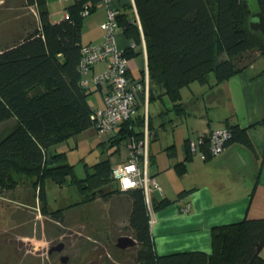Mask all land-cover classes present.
Returning <instances> with one entry per match:
<instances>
[{
    "label": "trees",
    "instance_id": "16d2710c",
    "mask_svg": "<svg viewBox=\"0 0 264 264\" xmlns=\"http://www.w3.org/2000/svg\"><path fill=\"white\" fill-rule=\"evenodd\" d=\"M100 1L70 0L63 16L54 21L49 17L47 0H26L36 7L37 23L22 37L0 47V122L11 117L16 121L0 136V185L12 187L15 174L26 175V181L37 188L43 212L47 206L43 180L48 176L60 185L76 186L81 198L73 204L93 199L95 192L105 199L127 192L132 201L127 223L139 246L134 255L137 264H264L260 254L264 248V217H243L212 226L208 251L158 254L153 246L142 189L125 191L116 186L105 191L113 182L109 156L120 143L142 133L145 116L137 111V105L134 115L119 122L114 127L116 131L108 135L112 149L107 156L89 164L91 170L86 169L84 176L75 174L65 151L52 149L57 142L95 128L90 116L93 106L87 99L90 87L81 84L78 63L83 19ZM133 2L136 16L119 10L116 15L118 27L130 42L122 48L123 54L128 58L133 46L144 42L148 87L153 88L155 96L166 92L170 108L175 112L186 110L179 100L181 87L194 80L207 83L210 75L215 83L223 81L264 57V34L249 27L251 11L244 0ZM257 3L264 17V0ZM260 74H264V66L257 73ZM143 75L144 70L141 78ZM146 117L148 127L156 129L149 113ZM225 120L230 134L224 144L250 145L245 128ZM208 133L199 134L205 158L212 155ZM187 141L186 159L192 155ZM175 165L182 174L184 162ZM187 192L181 190L177 198ZM167 201L166 197L152 199V205ZM51 213L60 216L62 209Z\"/></svg>",
    "mask_w": 264,
    "mask_h": 264
},
{
    "label": "crops",
    "instance_id": "0c3cea01",
    "mask_svg": "<svg viewBox=\"0 0 264 264\" xmlns=\"http://www.w3.org/2000/svg\"><path fill=\"white\" fill-rule=\"evenodd\" d=\"M107 6L136 16L133 0L100 1L95 10L83 19L80 34L82 45L101 41L103 30L100 23L105 17ZM50 15L49 12V17L53 20ZM35 16L34 18L38 20L37 15ZM26 22L28 24H22L21 34L9 38L2 46L22 37L35 25L33 21ZM115 36L120 48L130 44L120 27L117 28ZM145 66H147L146 51L142 42L133 46V52L128 57V73L132 78L137 79L141 76L142 70L145 74ZM263 66L264 61H260L259 57L255 62L223 81L215 83L213 75H210L212 78L209 77L207 83L191 81L188 84L190 99L182 101L186 106L185 112L184 110L175 112L169 108L174 116L183 117H180L177 126L167 125L162 128L167 133L166 137L162 136L164 139L161 137L162 141L171 146L167 151L169 156L165 157L164 164H161L156 153L152 154L151 162H154V166L148 169V174L159 185V189L154 188V190L158 189L160 195L154 194L153 201L163 197L168 199L152 210L153 221L150 223V230L156 253L195 249L208 251L211 248L212 226L243 217H264V74L257 75ZM105 68V61L95 62L89 74L96 75ZM94 84L96 83L90 85L88 95L97 90L102 99L104 84L97 86ZM88 102L93 107L103 105L102 100L100 103L90 97ZM173 115L165 120L169 119L173 122L178 119L176 116L173 118ZM225 119L228 123H237L239 127L245 128L250 145L231 142L226 144L222 151L208 158L192 154L186 159V140L197 137L203 132L225 127ZM5 122H11L9 124L12 127L16 123L13 117L6 119ZM152 123L158 124L155 121ZM182 124L185 127H182ZM115 131L114 128L110 134ZM155 131L156 138L159 127H156ZM125 144L120 143L117 151L109 156L111 164L126 158ZM149 149L150 155L159 151V146L152 141L149 142ZM178 162H184L185 170L182 174L177 172L175 164ZM187 172H190L188 180L183 177ZM183 189L188 192L177 198L178 192ZM104 201L113 202V207L108 213L113 220L119 221V224L127 221L132 203L127 192L114 194ZM185 203L189 204L187 211L181 210Z\"/></svg>",
    "mask_w": 264,
    "mask_h": 264
},
{
    "label": "rangeland",
    "instance_id": "374dc122",
    "mask_svg": "<svg viewBox=\"0 0 264 264\" xmlns=\"http://www.w3.org/2000/svg\"><path fill=\"white\" fill-rule=\"evenodd\" d=\"M69 1L47 0V8L54 21L62 17L64 7ZM35 15H37L36 7L27 4L26 0H0V46L8 42L9 38L18 37L22 31V24H28L26 21H33L36 24ZM260 61H264V57L261 56ZM180 94H182L179 98L181 102L190 99L188 85L183 86ZM89 97L100 103L101 100L103 101L97 90L88 95V101ZM136 98L137 111L144 113L146 120V115L149 113L151 123L152 121L158 123L157 125L152 123L153 126L159 127L157 137L149 139V142L153 141L159 146V151L149 155V169L154 166V162H151L152 154L156 153L161 164H164V158L169 156L167 151L170 145L162 141V136L166 137L167 134L162 128L179 124L180 117L183 116L175 115L178 119L173 122L169 119L165 120L173 114L170 112V98L164 91L147 99L141 91H138ZM175 116L173 115V118ZM9 123L11 122L5 120L0 123V136L12 128ZM182 127H185L184 124ZM109 134L100 136L95 128H87L66 140L57 142L52 149L65 151L66 160L74 165L75 174L84 176L86 169L91 170L89 164L104 158L112 149L107 139ZM184 175L185 179H190V172ZM14 176L16 178L13 181L14 186L0 185V264H137L134 255L139 246L119 248L115 245L116 238L120 234L134 236L133 230L128 226V218L121 224L113 220L108 215L113 202H105L100 192H95L94 198L87 202L73 204L72 202L81 198L75 185L68 183L60 185L51 177H45L43 185L47 206L46 212H43L37 188L26 181V175ZM113 182L105 191L110 187L118 186ZM155 190L151 189V196L160 195L159 190ZM57 208L62 209L60 216L51 213V210ZM59 242L64 243L65 248L58 253H48L49 246ZM63 254L68 255L66 262H62L59 258ZM261 255L264 257V249Z\"/></svg>",
    "mask_w": 264,
    "mask_h": 264
},
{
    "label": "built area",
    "instance_id": "2783aa9c",
    "mask_svg": "<svg viewBox=\"0 0 264 264\" xmlns=\"http://www.w3.org/2000/svg\"><path fill=\"white\" fill-rule=\"evenodd\" d=\"M108 2L109 0H105ZM118 10L107 6L105 17L100 23L103 30L100 42L87 43L81 46L79 70L81 72V84L90 87L92 83L104 84L102 92L103 105L93 107L91 119L98 135L104 136L110 133L121 121L132 116L136 111L138 90H141L145 99L148 97V76L147 66L145 74L137 79L132 78L128 73V58L123 54L122 48L116 42V30L118 23L116 15ZM105 61L106 68L96 74H89L93 63ZM227 127L215 128L209 131L210 151L213 154L219 153L225 147V140L229 136ZM150 128L144 118L142 133L132 136L126 142L127 156L122 161L111 164L110 172L113 181L121 190L141 188L144 194L149 224L153 221V205L150 191L158 188L159 185L153 177L148 174L149 164V139ZM190 152L205 158L200 148L202 137L188 138ZM189 204L185 203L181 210L187 211Z\"/></svg>",
    "mask_w": 264,
    "mask_h": 264
},
{
    "label": "water",
    "instance_id": "95a60500",
    "mask_svg": "<svg viewBox=\"0 0 264 264\" xmlns=\"http://www.w3.org/2000/svg\"><path fill=\"white\" fill-rule=\"evenodd\" d=\"M244 5H248L251 16L248 20V25L254 30H259L262 34H264V17L262 12L259 10L257 0H244ZM150 91V97L155 96V92L152 87L149 88ZM155 129L150 130L151 139L155 138ZM137 240L134 236L130 234H120L115 241V245L119 248H127V247H133L136 245ZM63 247V243L59 242L56 245V250H60ZM54 246H52L49 251H52ZM62 260L65 262L66 256L61 257Z\"/></svg>",
    "mask_w": 264,
    "mask_h": 264
},
{
    "label": "flooded vegetation",
    "instance_id": "af4514ba",
    "mask_svg": "<svg viewBox=\"0 0 264 264\" xmlns=\"http://www.w3.org/2000/svg\"><path fill=\"white\" fill-rule=\"evenodd\" d=\"M56 243L55 244H52V245H50L49 246V248H48V253H52V252H61L64 248H65V244L63 243V247L60 249V250H56ZM52 246H54V248H53V250L52 251H49V249L52 247ZM63 256H66V260H65V262L68 260V255L67 254H63V255H60V260L62 261V262H64L63 260H62V258L61 257H63Z\"/></svg>",
    "mask_w": 264,
    "mask_h": 264
},
{
    "label": "clouds",
    "instance_id": "9594fccd",
    "mask_svg": "<svg viewBox=\"0 0 264 264\" xmlns=\"http://www.w3.org/2000/svg\"><path fill=\"white\" fill-rule=\"evenodd\" d=\"M142 94H143V93H142ZM148 97L150 98V91L148 92ZM148 97H147V98H148ZM150 130H151V129H150ZM150 137H151V136H150ZM125 191H126V190H125ZM149 225H150V224H149Z\"/></svg>",
    "mask_w": 264,
    "mask_h": 264
}]
</instances>
